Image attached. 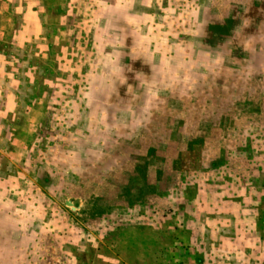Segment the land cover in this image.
I'll use <instances>...</instances> for the list:
<instances>
[{
	"label": "rangeland",
	"instance_id": "rangeland-1",
	"mask_svg": "<svg viewBox=\"0 0 264 264\" xmlns=\"http://www.w3.org/2000/svg\"><path fill=\"white\" fill-rule=\"evenodd\" d=\"M261 194L264 0H0V264H264Z\"/></svg>",
	"mask_w": 264,
	"mask_h": 264
},
{
	"label": "crops",
	"instance_id": "crops-1",
	"mask_svg": "<svg viewBox=\"0 0 264 264\" xmlns=\"http://www.w3.org/2000/svg\"><path fill=\"white\" fill-rule=\"evenodd\" d=\"M261 198H264V196H263V194H261ZM244 202H248V203H244ZM256 203H258V200L256 199V200H253V199H244V201H240V203L238 204V206L239 207H237L238 209V211H239V209H240V206H246V204H251V206L254 208V206L256 205ZM255 220H256V218H255ZM258 220V219H257ZM259 222H263V217L262 218H260V220H259Z\"/></svg>",
	"mask_w": 264,
	"mask_h": 264
},
{
	"label": "water",
	"instance_id": "water-1",
	"mask_svg": "<svg viewBox=\"0 0 264 264\" xmlns=\"http://www.w3.org/2000/svg\"><path fill=\"white\" fill-rule=\"evenodd\" d=\"M66 206L70 207V209H73L70 203H66Z\"/></svg>",
	"mask_w": 264,
	"mask_h": 264
}]
</instances>
